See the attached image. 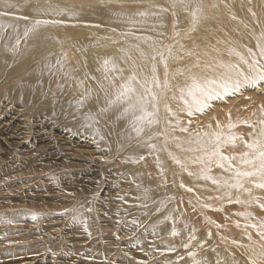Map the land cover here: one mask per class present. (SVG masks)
<instances>
[{
    "label": "rangeland",
    "instance_id": "1",
    "mask_svg": "<svg viewBox=\"0 0 264 264\" xmlns=\"http://www.w3.org/2000/svg\"><path fill=\"white\" fill-rule=\"evenodd\" d=\"M0 2L21 8V13H10L9 18L24 23L31 37L36 39L32 45L17 48L14 55L21 50V56L15 62H12L14 58L10 60L0 71V91L5 93L0 98V264H202V258L221 253L231 255L228 257L236 259V264H264V232L249 222L250 213L264 221V207L243 210L238 198L226 202L223 209L211 206L203 209L189 198L190 192L168 188L164 199L155 200L148 207L142 223V227H148L152 219L161 217L168 210L177 214L171 217L170 213L164 218L172 227L167 237L171 243L166 248L158 242L159 233L128 225L121 213L119 191H129V184L120 179V166L133 167L148 155L163 154L166 159L161 144L157 148L153 146L155 150L152 151L151 145L145 146L152 136L146 135L144 126L131 128L125 120L102 115L110 146L104 151L84 131L72 130L56 124L44 114H35L49 98L57 100L64 93L65 85L71 82L73 75L72 72L66 75L65 68L79 69L74 61L78 43L86 39L94 45L120 47L126 43H152L149 36L155 34L160 41L156 44L157 49L164 51L165 47L177 46L187 29V16L192 13L182 10L176 14V11L189 0ZM39 8L44 12L54 11L60 17L68 12L79 14L83 20L50 22L31 16L36 15ZM137 9L148 12L134 13ZM96 11L101 14L99 24L92 23L87 16ZM261 18L263 21L264 15ZM113 21L121 25V31L110 26ZM148 23L150 27L146 25ZM154 24L156 29H152ZM46 39L52 53L46 57L56 60L48 69L44 95L40 101L26 105L13 101L10 93L38 67L35 53ZM58 59H64L66 65ZM260 74L248 83H236L220 94L209 95L200 109L180 118L190 128L205 117L213 118L222 134L227 136L234 131L253 130L256 125L254 115H264V69ZM77 102L84 105L83 99ZM157 143L154 139L152 144ZM252 151H258V147L247 148L244 160H248V153ZM49 153L55 161L47 159ZM181 166L178 164L183 173L185 170ZM260 176H264V162L258 161L244 178L237 180V190L243 192L244 185L255 184ZM233 190L230 188L227 193ZM81 205L92 206L95 216L89 214L88 207L83 211L92 221L75 216L74 209ZM139 234L143 245L138 243ZM104 245L107 246L105 252L113 251L108 255L102 253ZM214 260H211L214 264H224L222 260Z\"/></svg>",
    "mask_w": 264,
    "mask_h": 264
},
{
    "label": "bare ground",
    "instance_id": "2",
    "mask_svg": "<svg viewBox=\"0 0 264 264\" xmlns=\"http://www.w3.org/2000/svg\"><path fill=\"white\" fill-rule=\"evenodd\" d=\"M182 10L192 13L191 16L187 14L188 24L180 38L182 41L177 46L165 47L164 51L157 49L156 44L160 41L155 34L149 36L152 43H126L120 47L94 45L86 39L78 43L74 61L79 69L67 67L63 71L66 75L73 73L71 82L65 85L64 93L57 100L49 98L39 111H35L36 115L44 114L58 125L91 135L104 151H108L110 146L109 133L103 129V116L125 120L135 129L144 126L146 135L152 136L145 142L146 147L151 145L150 151L155 150L158 144L162 145L166 159L163 154L148 155L133 167L120 166V179L128 181L129 191H119V198L122 199L121 213L128 225L133 229L159 233L161 238L158 242L163 248L171 243L167 237L172 227L164 218L172 211L152 219L148 227H142V223L148 207L155 200L164 199L162 197H166L168 188L190 192L189 198L203 209L205 206L223 209L226 202L236 198L243 210L264 207V190L261 189L264 188V176H260L255 184L244 185L243 192L237 190V180L244 178L255 163L264 162V115H254L256 125L253 130L234 131L228 136L222 134L213 118L205 117L191 128L180 118L200 109L209 95L220 94L236 83H248L261 75V69H264V20L261 18L264 0H189L176 14ZM20 11L17 6H6L0 2V71L10 60L14 58L12 62H15L21 56V50L14 55L17 48L36 41L24 23L9 18L10 13ZM137 12L147 13L148 10L134 11ZM99 15L101 17L96 11L87 16L92 23L99 24ZM31 16L50 22L83 20L79 14L68 12L60 17L54 11L44 12L41 8ZM110 26L119 31L122 29L114 21ZM152 29H156L155 24ZM50 46L47 39L41 43L34 57L38 67L35 66L34 72L23 79L18 89L9 92L13 101L23 105L40 101L45 93L48 69L56 60L55 57H46L52 55ZM60 60L65 64L64 59ZM17 68L22 69L20 66ZM3 95L5 93L0 91V98ZM79 99H83L84 105L78 104ZM154 139L158 140L157 144H152ZM224 146L228 148L224 149ZM256 147L258 151L248 153V160H244V151ZM50 154L47 159L55 161ZM248 162L251 164L245 166ZM178 164L185 172L180 173ZM230 188L235 190L227 193ZM177 204L181 203L177 201ZM183 206L187 207L186 204ZM86 207L93 217L95 213L91 205V208L81 205L74 209L75 216L92 221L90 215L83 212ZM176 215L173 212L171 217ZM249 222L264 232V221L260 216L250 213ZM141 237L139 234L138 243L143 245ZM106 248L104 245L101 251L106 255L113 251L108 249L110 252H105ZM228 256L231 255H208L202 258V264H214L211 261L213 257L217 258L215 262L222 260L224 264H236V259Z\"/></svg>",
    "mask_w": 264,
    "mask_h": 264
}]
</instances>
